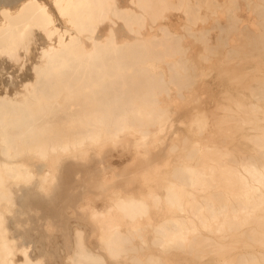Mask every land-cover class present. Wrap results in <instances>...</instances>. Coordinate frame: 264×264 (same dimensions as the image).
I'll use <instances>...</instances> for the list:
<instances>
[{
    "label": "bare ground",
    "instance_id": "6f19581e",
    "mask_svg": "<svg viewBox=\"0 0 264 264\" xmlns=\"http://www.w3.org/2000/svg\"><path fill=\"white\" fill-rule=\"evenodd\" d=\"M245 3L259 27L243 24L241 0H0V264H47L9 228L16 192L35 181L49 193L64 158L108 148L167 158L137 188L107 167L83 179L64 264H186L177 252L264 264V64L222 67L225 92L203 105L209 63L264 54V0ZM221 13L227 34L196 27Z\"/></svg>",
    "mask_w": 264,
    "mask_h": 264
},
{
    "label": "rangeland",
    "instance_id": "374dc122",
    "mask_svg": "<svg viewBox=\"0 0 264 264\" xmlns=\"http://www.w3.org/2000/svg\"><path fill=\"white\" fill-rule=\"evenodd\" d=\"M241 2L242 5L239 12L243 18V24L246 23L252 28L259 27L257 24L259 17L251 13L245 0H241ZM176 15L170 14L168 16V24L174 32L184 33V29L181 27L183 26L182 22L184 23L185 21V19H183L184 16L180 17L181 15ZM213 17L214 16H210V19L207 18L204 23L199 22L196 24V27L207 28L208 36L214 40L218 34H222L223 32L220 23L228 24L229 17L222 13ZM227 33L228 32L224 34ZM238 34L245 35L246 31L230 32L232 38H238ZM242 42V40L239 41L240 44H243ZM199 45H196L197 47L194 45L196 51L200 48ZM216 59L217 57H214V60ZM250 60L252 61L251 64H244L247 68L255 64L254 61L256 60L264 64V54L249 52L246 56L234 57L231 63L224 65L220 64L218 60L213 61L215 62V64L212 62L214 67H211L212 64L209 63L211 68H209V70L211 73L205 78V81L210 88L211 95L209 93L207 97V94H204L203 105L208 109H213L215 100L218 99L219 95L222 96V91L225 92V86L229 83V76L227 73L223 72L222 67L233 66V63H237V66H239L240 62ZM13 69L11 68L10 71H13ZM5 72L6 70L0 73V85L1 81L6 80L7 76L9 77V73L7 74ZM20 73H22V71L18 74ZM184 114L183 108H180L176 113L177 120L174 121L176 133H182V131H184L182 123ZM178 121L181 122L182 125H180L181 123ZM240 151L247 154L251 153V149L246 145H240ZM133 155L134 153L131 149L108 148L101 157L93 156L87 161L66 157L61 162L60 172L58 173V178L54 182L53 191L43 193L35 186V181L32 185L28 184L22 190H18L15 195L17 203L11 207L12 211L7 215L9 228L15 237L18 247L27 246L32 257L42 256L47 261V264L51 262L52 264H64L63 256L65 257V252L71 249V226L75 221L84 220L83 211L78 208L81 197L80 190H82L85 183L83 179L86 178L90 183H93L102 168L107 167L120 173L119 178L123 185L137 188L140 185V176L144 171H153L157 164H161L165 161L167 158V149L162 148L153 151L147 160H141V162L138 161L136 163H133ZM127 182H129V184H126ZM48 221H51L53 224L51 229L47 228ZM66 241L70 243L67 244ZM177 254L186 258V264H205L211 255L209 254L207 256L208 258L206 257L205 260L200 261L192 254H185L182 252H177Z\"/></svg>",
    "mask_w": 264,
    "mask_h": 264
}]
</instances>
